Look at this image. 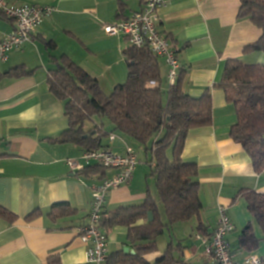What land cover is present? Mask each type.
<instances>
[{"label": "crops", "instance_id": "0c3cea01", "mask_svg": "<svg viewBox=\"0 0 264 264\" xmlns=\"http://www.w3.org/2000/svg\"><path fill=\"white\" fill-rule=\"evenodd\" d=\"M11 1L52 6L55 10L44 19L31 42L13 49L9 58L0 62V205L18 217L14 223L0 217V264H48L52 254H59L62 264H87V247L79 231L88 221L93 199L91 184L119 170L107 168L103 178L84 179L69 167L66 161L81 158L83 150L53 140L68 128L69 119L64 102L49 90L50 70L58 65L55 58L67 55L110 94L128 79L124 52L130 44L124 35H108L103 26L129 18L147 0H124V10L120 0ZM240 6V0H165L160 10L158 28L177 49L185 70L184 90L193 97L202 96L208 89L212 92L213 120L208 126L190 130L182 152L184 161L198 165L201 212L166 229L168 239L165 232L158 237V250L147 255L149 261L160 257L173 242L184 247L182 253H176L182 261L179 264H218L206 252L207 243L201 237L212 236L221 206L235 225L228 241L239 262L248 254L239 249L243 229L251 224L262 237L242 191L264 193V170L257 173L242 144L232 139L236 107L217 87L229 59L264 65V50L246 48L259 40L262 30L249 19L238 18ZM15 28V22L0 13V40ZM159 61L161 85L167 91L171 84L169 66L164 59ZM20 65L31 73L20 78L7 74ZM135 142L119 132L103 141L119 154L125 153L126 145L136 150ZM168 156L172 158V150ZM140 164L141 160L128 185L108 192L105 212L141 204L148 192L158 202L147 170ZM57 203L70 204L77 209L76 215L52 220L49 212ZM37 209L41 215L26 221L25 217ZM160 211L166 220L165 210V215L161 207ZM101 229L108 236L109 254L125 247L132 249L126 226ZM253 253L264 259V238Z\"/></svg>", "mask_w": 264, "mask_h": 264}, {"label": "trees", "instance_id": "16d2710c", "mask_svg": "<svg viewBox=\"0 0 264 264\" xmlns=\"http://www.w3.org/2000/svg\"><path fill=\"white\" fill-rule=\"evenodd\" d=\"M239 19H249L262 30L259 40L246 47L264 50V0H240ZM126 3L120 0L121 10ZM169 38V37H167ZM48 46H52L48 43ZM246 49V50H247ZM129 76L126 82L115 86L106 94L98 80L67 55L55 58L57 67L50 70L49 90L64 102L69 126L58 137L59 143L74 144L83 152L107 148L103 141L113 132L135 140L146 153L152 154L151 175L155 178L157 192L164 207L163 220L158 202L148 192L141 204L120 206L104 211L100 226L112 229L123 225L128 228L127 241L135 253L124 249L109 254L105 264H179L184 247L170 242L164 253L149 261L147 255L158 250V237L178 222L198 216L202 209L199 194L198 165L182 159V152L193 128L208 126L213 120V97L208 89L202 96L193 97L184 90L182 68L177 81L163 90L161 65L149 46L138 48L129 45L125 52ZM31 71L20 65L7 72L11 77L27 76ZM156 85H151V81ZM217 87L224 91L227 102L236 107L237 122L230 135L239 142L252 159L257 173L264 170V65L229 59ZM96 117H107L113 125L106 130ZM94 122L92 126L90 123ZM161 134V135H160ZM160 135V136H158ZM158 136L150 145L153 137ZM2 139H0V142ZM172 150V158L168 151ZM104 166L88 165L76 175L84 179L103 178ZM249 212L252 214L262 237L254 227L247 225L239 238V249L248 254L257 250L264 238V193L245 189L242 191ZM149 212L153 220H149ZM77 209L67 203L53 205L49 216L52 220L74 216ZM41 215L37 209L25 220L33 221ZM0 217L10 223L18 220L13 212L0 205ZM82 227V226H81ZM263 259V258H262ZM264 260V259H263ZM48 264H62L59 254L48 257ZM92 264V263H87Z\"/></svg>", "mask_w": 264, "mask_h": 264}, {"label": "built area", "instance_id": "2783aa9c", "mask_svg": "<svg viewBox=\"0 0 264 264\" xmlns=\"http://www.w3.org/2000/svg\"><path fill=\"white\" fill-rule=\"evenodd\" d=\"M165 0H147L142 9L134 12L129 18L104 24L108 35H124L129 44L138 48L149 46L153 54L164 59L169 66L168 78L170 85L177 79L182 65L177 49L161 34L158 28L160 10ZM52 6H42L33 3H15L11 0H0V13L15 22L16 28L8 36L0 40V62L9 58V53L33 40L34 33L44 19L52 15ZM156 85V81H151ZM113 139L114 136H111ZM124 154L114 152L111 148H100L83 152L79 159H68L69 167L78 172L88 165L99 164L106 168H117L118 173L100 182L92 183V205L88 221L80 227L79 236L86 245L87 260L92 264H102L109 256V241L107 234L101 229V220L105 210L107 194L110 190L128 185L140 160L136 150L126 145ZM235 225L226 208H219L217 226L210 238L201 237L207 243L206 252L213 255L218 264H264L257 254H247L242 262L233 255L229 245L228 235Z\"/></svg>", "mask_w": 264, "mask_h": 264}, {"label": "rangeland", "instance_id": "374dc122", "mask_svg": "<svg viewBox=\"0 0 264 264\" xmlns=\"http://www.w3.org/2000/svg\"><path fill=\"white\" fill-rule=\"evenodd\" d=\"M96 120L98 122H103L104 123V127L106 130H111V128L113 127V125L111 124V122L109 121V119L107 117H96ZM161 135V134H160ZM158 135V136H160ZM153 137V139L150 141V145L152 144V142L158 137ZM135 146H136V153L138 155V158H140L141 160V164L143 166V168H145L147 170V176H148V180H149V183L152 184V187H153V194L154 196L156 197V199L158 200V202L160 203V207H161V210L164 214V207L163 205L161 204V201H160V198H159V195H158V192H157V189L156 187L154 186V183L155 182V178L151 175V170H152V167H151V159H152V154L150 151H148V153H146V151L144 150L143 147H141L137 142H135ZM165 215V214H164ZM165 237L168 239L169 237V233L168 231L165 232ZM164 243L161 241V247Z\"/></svg>", "mask_w": 264, "mask_h": 264}, {"label": "water", "instance_id": "95a60500", "mask_svg": "<svg viewBox=\"0 0 264 264\" xmlns=\"http://www.w3.org/2000/svg\"><path fill=\"white\" fill-rule=\"evenodd\" d=\"M148 215H149V220H150V221L153 220V213H152V212H149ZM124 251H125V252H129V251H130V252L133 253V254L135 253V250L130 249L129 247H125V248H124Z\"/></svg>", "mask_w": 264, "mask_h": 264}]
</instances>
